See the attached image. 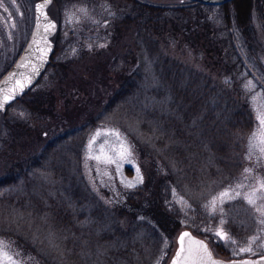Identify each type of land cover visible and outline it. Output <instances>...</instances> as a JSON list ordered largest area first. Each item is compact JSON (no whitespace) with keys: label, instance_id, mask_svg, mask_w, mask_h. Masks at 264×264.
<instances>
[{"label":"rangeland","instance_id":"1","mask_svg":"<svg viewBox=\"0 0 264 264\" xmlns=\"http://www.w3.org/2000/svg\"><path fill=\"white\" fill-rule=\"evenodd\" d=\"M35 1L37 0H6L10 11L6 12L5 29L1 31L4 47L0 54V76L12 66L30 38L35 18ZM138 1L169 6L182 2V0ZM48 10L58 22V30L53 37L55 52L44 75L34 86L32 94L21 97L19 101L9 105L5 112H0V174H3L5 167L18 155L38 153L43 145L57 134L67 129L80 128L91 122L92 117L105 114L101 121L95 124L88 123L90 127L84 130L81 138L64 139L59 142L49 156L52 163L51 170L41 172L40 175L44 185L58 182L59 178L55 175L68 173L70 161L79 154V174L85 178L90 189L99 198L95 200V204L81 208L86 215L82 222L90 225L91 222L99 221L90 227L96 230L93 236H99L97 229L102 227V224L107 223L106 227L110 231H113L116 224L122 228L129 225L126 219H115L116 224L110 223L112 218L106 216L108 212L105 210V216L98 214L101 218H97V214L93 213L94 206L104 204L107 205L108 210L120 201L125 190L130 189L125 186L129 181L134 183L138 175L143 177V181L145 179V173L138 163L126 131L129 127L128 123L132 121L127 118L130 110H126L127 106L124 105L121 106V110L116 107L110 113H106V106L121 85L119 80L122 75L121 70L131 67L132 61H136L138 56L142 62L140 67L145 73L150 52L147 49L140 55L136 51L134 27L128 28L124 25L120 28L121 31L117 29L115 19L127 17V14L133 11L132 1L52 0ZM222 10L220 5H208L192 7L185 13L174 11L170 15L169 23L165 25L164 32L158 36L159 47L169 57L194 70L195 73L200 72L201 76L211 78L221 89L228 86L227 83L232 80L233 88L235 87L233 95L242 102V105L250 108L255 121L242 135L238 153L239 169L227 176L215 177L206 186H201V191H197L195 199L199 200L210 219L195 225L199 226L197 228L200 231L195 230V226L184 225L172 238L162 240L163 243L152 241L153 246L144 248L140 257L142 261L139 260L138 264H156L157 259L161 260V264H170L179 246L177 238L184 229H189L195 236L205 240L213 256L220 260L255 258L264 253V249L259 248L260 242L257 241L253 245L256 255L244 253L234 256L229 248L214 241L211 233L203 231L205 228L215 229L219 226V216H211L204 207L212 196L223 191L229 184L234 186L240 183L245 185L244 188L238 189L243 194L250 191L257 178H264V162L259 166L255 163L259 155L258 150H253L252 160L247 159L252 135L259 128L257 117L264 113V29L257 22L253 23L254 34L249 36V40L242 33V29H239V32L232 30L233 28L227 31L224 29ZM175 13L177 14L174 15ZM228 33L232 36L229 37L230 39ZM251 42L253 45H250ZM231 43L234 48L230 47ZM233 52L237 54L233 55ZM238 58L245 67L236 70L237 65L234 63ZM146 78L147 76L144 75L143 79ZM152 78H155L153 72ZM249 82L251 87H245ZM140 88L142 89L141 81L139 86L141 91ZM33 98L39 101H36L38 106L31 110L27 104ZM7 121L21 122L15 134H10L7 130ZM110 130H117L120 138L118 139ZM121 141L130 146L131 155L125 154L121 157L118 154L121 150ZM193 156L196 158V154ZM210 157L213 158L210 160L211 164L215 165L219 157L217 158L216 155ZM109 158L116 163H109ZM117 164L120 165L119 170ZM249 167L254 171L245 180L242 173ZM217 169L221 170L219 165ZM181 196L188 205L192 204L187 196L177 191L174 200H178ZM59 201L67 203L69 199L61 194ZM222 207L223 219L226 222L223 228L236 241V244L230 247L247 246V239L257 235L260 230L258 214L242 197L226 201ZM185 209L188 210L187 207ZM51 219L54 217L49 214L40 218L39 226L49 223ZM42 230L47 231L45 227ZM49 232L52 237L63 240L62 231L49 226ZM0 239L9 242L1 236ZM82 239L84 246L79 251L78 264L85 263L83 259L87 260V252L94 254L95 251L94 249L92 251V248L87 251L86 240ZM49 241L54 244L53 238ZM10 253L13 255L16 253L11 244ZM15 258L20 264H24L19 257ZM92 258L90 256L89 261ZM69 262L70 260L67 264H73ZM92 264L99 263L94 261Z\"/></svg>","mask_w":264,"mask_h":264},{"label":"trees","instance_id":"2","mask_svg":"<svg viewBox=\"0 0 264 264\" xmlns=\"http://www.w3.org/2000/svg\"><path fill=\"white\" fill-rule=\"evenodd\" d=\"M129 1L133 2V11L127 17L116 18L115 23L119 31L124 25L136 29V51L140 54L148 49L149 62L146 61L145 73L138 56L131 67L121 70V85L106 106V113L116 107L121 110L124 105L130 110L127 118L132 121L126 131L145 179L125 190L120 201L108 210L107 205L96 204L93 212L101 218L98 214L105 216V210L106 216L112 218L108 220L110 223L126 219L129 226L122 228L116 224L110 231L107 223L102 224L97 229L99 236H93L96 230L90 227L99 221L90 225L82 222L86 215L81 208L95 204L99 198L79 174V154L70 161L68 173L55 175L58 182L44 185L40 178L41 172L51 170L49 156L54 147L64 139L81 138L84 130L90 127L88 123L101 121L105 115L102 114L92 117L91 122L80 128L57 134L38 153L18 155L0 174V236L10 242L13 250L20 254L19 259L27 264H67L68 260L78 264L79 251L84 246L82 238L86 240L87 251L95 250L94 254L87 252V260L83 259L86 264L94 261L138 264L144 248L153 246L152 241L163 243L162 240L172 238L184 225L195 226L210 219L195 199L197 191L215 177L227 176L239 169L240 141L255 120L250 108L233 95L232 80L221 89L211 78L195 73L159 47L158 36L164 32L174 11L185 13L192 7L209 3L182 0L169 6ZM220 6L225 30L233 28L239 32L242 29L249 40L253 23L257 22L264 29V0H230ZM229 33L228 39L232 37ZM230 47L234 45L231 43ZM234 64L236 70L244 66L239 58ZM152 72L156 79L152 78ZM32 92L33 88L23 97ZM36 101L39 100L33 98L27 106L34 109L38 106ZM9 122L7 130L15 134L21 122ZM210 155L219 157L215 165L211 164ZM218 165L221 170L217 169ZM176 191L191 200L188 210L180 211L174 200ZM61 194L68 197L67 203L59 201ZM47 214L54 219L39 226L40 218ZM49 226L62 231L63 240L50 237ZM44 227L47 231L42 230ZM197 227L194 229L200 231ZM51 238L54 244L49 241ZM90 256L93 257L91 261Z\"/></svg>","mask_w":264,"mask_h":264},{"label":"snow or ice","instance_id":"3","mask_svg":"<svg viewBox=\"0 0 264 264\" xmlns=\"http://www.w3.org/2000/svg\"><path fill=\"white\" fill-rule=\"evenodd\" d=\"M47 3H50V0H45L44 3L38 4L37 8L41 10V15L46 16L43 13V9ZM81 11H85L81 9ZM39 19V17L37 18ZM15 25H13L14 27ZM55 28V24L49 21L43 27V32L45 34L49 33L52 29ZM38 51H42L38 49ZM14 75V74H13ZM19 84L20 82L17 81ZM23 87V85H21ZM245 87H251V82ZM15 91V89H13ZM12 97L6 96L5 99H11ZM2 107V105H0ZM259 121V128L252 135V142L249 145V155L247 156L248 160L253 158V150H258L259 155L256 157V165L259 166L264 162V113H261L257 117ZM118 139L120 138V133L117 130H110ZM99 135V133L97 134ZM120 152L118 153L121 157L125 154L131 155L130 146L125 145L122 141L120 144ZM96 159H99L96 157ZM109 163H116L115 160L108 159ZM120 165L117 164V170H119ZM138 171V169H137ZM254 169L249 167L243 170V178L246 180L250 175L253 174ZM143 182L142 176H137L135 182L129 181L125 186L129 188H134L138 184ZM245 185L240 183L236 185L229 184L228 187L224 188L223 191L219 192L217 195L211 197L204 207L208 213L213 216H219L218 224L219 226L215 229L205 228L203 231L211 233L214 238V241L220 243L232 252L234 256H238L244 253H249L256 255L253 250V245L259 241V248L264 249V178H257L253 186H251L250 191L244 192L243 194L238 189L244 188ZM174 191V190H173ZM2 195V193H0ZM246 201V203L254 209V212L258 214L260 230L257 235L251 236L247 239V246L239 248H231V245L236 244V241L231 237V235L226 232L223 228V225L226 223L223 219V207L222 205L226 201H231L237 198H241ZM180 206V211H184L185 207L190 208L191 205H188L184 198L181 196L178 200L175 201ZM15 211V210H14ZM51 233L49 236L51 237ZM178 239L179 247L175 255L171 259V264H225L224 261L217 260L213 257L212 252L210 251L208 244L203 240H196L192 237L191 233L188 231H183ZM19 253L14 255L10 253V244L3 239H0V264H20V261L15 258L19 257ZM164 252L162 250V256ZM28 259H32L29 257ZM27 264V261L24 262ZM156 264H161V260L157 259ZM231 264H264V253L260 255L258 260L244 259L240 261L233 260Z\"/></svg>","mask_w":264,"mask_h":264},{"label":"water","instance_id":"4","mask_svg":"<svg viewBox=\"0 0 264 264\" xmlns=\"http://www.w3.org/2000/svg\"><path fill=\"white\" fill-rule=\"evenodd\" d=\"M192 1L199 2L202 4L209 3L210 5H221L229 2L230 0H192ZM44 2L45 0L35 1V8H34L35 18H34V25L32 28V32H30L31 33L30 38L28 42H26L27 44H25L23 51L17 57L15 62L12 64V66L6 71L4 75L0 77V105H2V107H0V112H5L8 108V105L13 104L15 101L23 97L26 93L28 94V92L41 79L42 75L44 74L46 68L49 65V62H51L52 55L55 52V41L53 40V37L58 30V22L56 21L55 18L51 16L48 10L49 5L52 3V0H50V3H47L44 9L42 10L43 13L46 14V16L41 15V10L37 8V5ZM38 17L39 19H37ZM49 21L55 24V28L52 29L49 33L45 34L43 32V27ZM38 49H41L42 51H38ZM17 81H19L20 83L18 84ZM21 85H23V87H21ZM13 89H15V91H13ZM9 95L12 98L6 100L5 97ZM183 231L190 232L192 237L195 238L196 240H203L195 236L189 229L181 230L180 234ZM259 258L260 256L255 258H241V259H231V260L221 259V261H224L225 264H231L233 260L235 261H240L244 259L258 260ZM216 259L220 260V258H216Z\"/></svg>","mask_w":264,"mask_h":264},{"label":"flooded vegetation","instance_id":"5","mask_svg":"<svg viewBox=\"0 0 264 264\" xmlns=\"http://www.w3.org/2000/svg\"><path fill=\"white\" fill-rule=\"evenodd\" d=\"M15 3H17V2L15 1ZM9 11L10 10L7 8L6 0H0V54L2 53V48L4 47V38H3V35H1V31L5 29L6 12L9 13ZM250 45H253L252 42ZM0 58H1V55H0ZM244 67H245V65H244Z\"/></svg>","mask_w":264,"mask_h":264}]
</instances>
